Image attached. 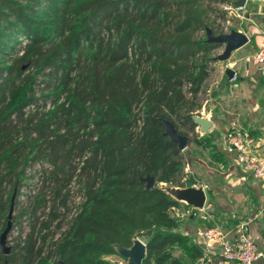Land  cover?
Listing matches in <instances>:
<instances>
[{
	"label": "trees",
	"instance_id": "16d2710c",
	"mask_svg": "<svg viewBox=\"0 0 264 264\" xmlns=\"http://www.w3.org/2000/svg\"><path fill=\"white\" fill-rule=\"evenodd\" d=\"M232 1L0 0V234L27 169L48 166L20 213L29 211L28 231L0 250V264H109L136 239L141 264H195L202 248L171 212L186 206L158 187L194 184L164 122L217 156L192 117L222 47L207 31L223 34ZM12 36L20 48H7ZM73 181L79 197L65 223Z\"/></svg>",
	"mask_w": 264,
	"mask_h": 264
},
{
	"label": "crops",
	"instance_id": "0c3cea01",
	"mask_svg": "<svg viewBox=\"0 0 264 264\" xmlns=\"http://www.w3.org/2000/svg\"><path fill=\"white\" fill-rule=\"evenodd\" d=\"M243 1L242 16H229L223 24V34L241 33L248 42L226 58H222L224 44L211 55V71L201 95V104L205 102L206 105L197 111L205 119L216 117L205 134L211 135L217 156L213 158L206 151L208 162L201 166L203 176L199 186L208 188L205 209L187 216V222H183L184 218L179 219V232L188 235L194 244L202 248L203 244L196 234L200 228L207 227L208 222L230 240L237 236L239 227L245 225L248 236L264 253V180L254 179L244 171L237 163L235 152L226 145L228 132L242 131L253 139L254 152L264 156V67H256L249 62L251 55L264 44V0ZM227 69L234 72L235 81L228 77ZM240 82L245 86L241 87ZM225 101L227 109L224 108ZM206 110H210L211 117L205 115ZM195 132L204 135L198 128ZM188 145L181 152L187 150ZM205 215L210 217L206 221L203 220ZM117 258L113 255L105 260L115 262ZM215 264L236 263L215 260ZM255 264H264V257Z\"/></svg>",
	"mask_w": 264,
	"mask_h": 264
},
{
	"label": "built area",
	"instance_id": "2783aa9c",
	"mask_svg": "<svg viewBox=\"0 0 264 264\" xmlns=\"http://www.w3.org/2000/svg\"><path fill=\"white\" fill-rule=\"evenodd\" d=\"M223 9L228 16H242L243 7H234L229 3ZM249 62L256 67H264V44L251 55ZM235 80L234 75L231 81ZM226 145L230 151L235 152L237 163L244 171L250 173L254 179L264 180V156L254 152L253 139L247 133L242 131L228 132L226 134ZM191 187L201 189L205 195L208 189L206 186L192 185ZM161 189L163 188L161 187ZM185 205L187 208L184 210L177 207L171 209L175 219L195 215L196 212L205 209V205L202 209ZM209 218L208 215H205L203 220L206 221ZM196 236L202 242L203 247L202 255L196 260L195 264H215V260L222 263L255 264L256 261L264 257V253L258 250L257 245L248 236L245 225L239 227V233L233 240H230L226 234L217 228L212 227L200 228ZM108 263L123 264L122 262L111 261Z\"/></svg>",
	"mask_w": 264,
	"mask_h": 264
},
{
	"label": "rangeland",
	"instance_id": "374dc122",
	"mask_svg": "<svg viewBox=\"0 0 264 264\" xmlns=\"http://www.w3.org/2000/svg\"><path fill=\"white\" fill-rule=\"evenodd\" d=\"M19 42L16 48H20L24 43V40L20 36H12L10 42L7 43V48H10L14 42ZM8 51V49H7ZM39 84L35 87V91L39 96L40 91L42 89V84L38 81ZM241 87H244V83L239 84ZM206 103L202 102V107L205 106ZM224 108H228V103L225 101ZM201 111V110H200ZM203 113V112H202ZM208 117H211L210 110H206V114ZM241 130V129H239ZM184 160H183V174L184 180H193L195 186H199L201 184L203 176V169L201 166L205 165L208 162V153L203 151L202 149L196 147L195 145H188V149L183 152ZM48 166L46 163H38L34 166L30 167L26 171V178L22 183V187L20 188V192L16 200H14L12 206V213L10 212L9 218L10 220V230L7 233L5 238V247L9 249L8 253L12 252L13 247L17 244L20 236H23L28 231L29 225L31 223L29 217V211H25L22 215L20 213L24 210L29 209V204L33 201L32 198L35 194L43 187V171L47 169ZM73 181L70 188V200L68 203V208L70 210L69 214L65 219V223H67L74 211V208L77 205L78 197H79V188L78 184ZM164 190L169 187H162ZM176 188V187H172ZM43 209H40L41 213ZM63 212V211H61ZM183 222H187L186 217H184ZM4 231V230H3ZM2 233V232H1ZM1 235V234H0ZM143 244L145 241L143 239H139ZM174 255L182 258V254L179 251H175ZM117 261L122 262L123 264H127V260L122 258L120 255H117ZM55 259H51L50 263L54 262Z\"/></svg>",
	"mask_w": 264,
	"mask_h": 264
},
{
	"label": "water",
	"instance_id": "95a60500",
	"mask_svg": "<svg viewBox=\"0 0 264 264\" xmlns=\"http://www.w3.org/2000/svg\"><path fill=\"white\" fill-rule=\"evenodd\" d=\"M234 7H243L244 1L238 0L231 3ZM208 39L211 42H216L225 45V50L222 58H226L229 54L248 42L247 37L244 34L231 32L229 34H222L219 36H213L210 31H207ZM227 75L231 79L234 76L232 70L227 69ZM193 122L197 125L199 132L205 134L211 128L213 122H215L216 117L212 116L209 119H205L202 116H193ZM165 124V133L172 142L178 145L179 150H183L187 146V137L180 136L177 134L175 128L170 122H164ZM147 188H151L154 185L153 178L146 179ZM165 192L174 198L176 201L185 203L189 206L194 207L195 209H202L205 205L206 195L201 189H195L191 187L190 183H186L184 188H168L165 189ZM10 230V221L7 222L5 230L0 235V250L3 254H8L9 249L5 247V238L7 233ZM118 255L127 260V264H141L142 260L145 257L146 246L139 240H134L133 245L129 249L122 247H117ZM62 264V263H59Z\"/></svg>",
	"mask_w": 264,
	"mask_h": 264
}]
</instances>
